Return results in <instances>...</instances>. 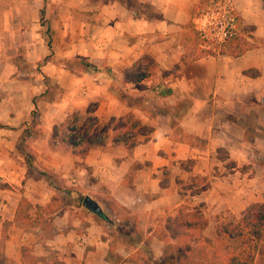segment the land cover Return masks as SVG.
<instances>
[{
	"label": "crops",
	"instance_id": "0c3cea01",
	"mask_svg": "<svg viewBox=\"0 0 264 264\" xmlns=\"http://www.w3.org/2000/svg\"><path fill=\"white\" fill-rule=\"evenodd\" d=\"M206 2L0 0V264H157L185 205L215 228L264 202V0H234L241 56L204 53ZM80 59L98 70H76ZM162 101L166 122L151 106ZM75 113L151 129L74 156L52 141ZM31 124L35 174L18 149ZM99 192L124 216L54 205ZM23 198L29 223L16 220Z\"/></svg>",
	"mask_w": 264,
	"mask_h": 264
},
{
	"label": "trees",
	"instance_id": "16d2710c",
	"mask_svg": "<svg viewBox=\"0 0 264 264\" xmlns=\"http://www.w3.org/2000/svg\"><path fill=\"white\" fill-rule=\"evenodd\" d=\"M49 47H51L50 44ZM250 48L251 46L248 42L236 36L223 45L220 50L216 52L206 50L204 53L213 56H241ZM75 64L80 65L81 68L76 70L82 72H96L98 70L91 62L84 59L76 60ZM149 91L146 90L147 93ZM161 92L164 95L167 94L166 90ZM151 98H153L152 95L151 97L142 95L141 98L136 100L125 101L140 107L146 100V102H151ZM37 116L38 112L36 110L33 111V123ZM112 121L115 122L116 119ZM127 125H129L128 122ZM105 127H108V130L111 129V126L105 125L97 118H90L88 121L82 122L75 113L55 129L52 146L54 149L61 148L74 156H86L93 147L104 146L111 141L114 143L131 141V138L125 135L122 139H119L118 136L112 137L110 132L104 130ZM138 127H141L139 123L131 125L129 130L131 131ZM32 129L33 126L31 124L30 127L23 131L18 149L25 155L29 173L35 174L38 170L34 164V156L28 152L29 149L27 147H24ZM139 134L144 135V133ZM135 143L133 142L131 146L135 145ZM43 175L50 176L45 173ZM84 198L82 197V201ZM24 206L30 207V203L23 198L17 212V221L24 220L27 222V217L23 216ZM108 217L114 221L108 214L102 219H107ZM95 218L98 219L99 217L95 216ZM182 218V216L178 218L180 222L178 227L174 225L168 226L169 237L173 240H178V242L176 244L169 243L167 252L158 260L157 264H258V256L264 250V207L250 208L238 220L219 222L215 239H204L201 236H197V233L207 228V220L202 216L194 215L191 220L185 221L181 220ZM134 232L138 234L137 226Z\"/></svg>",
	"mask_w": 264,
	"mask_h": 264
},
{
	"label": "rangeland",
	"instance_id": "374dc122",
	"mask_svg": "<svg viewBox=\"0 0 264 264\" xmlns=\"http://www.w3.org/2000/svg\"><path fill=\"white\" fill-rule=\"evenodd\" d=\"M155 105L158 106L157 110L155 112L157 115H160V116H158L159 120L166 122L167 117H165V115H167V113L172 109L171 105L169 103H165L162 101V102H154V105H151V106L155 107ZM103 121H104L103 123L105 125L111 126L110 130H108V127H105L104 130L110 132L112 137L118 136L119 139H122L124 135L132 138V136L135 134L148 133L149 130L151 129V126L149 124H146V125H143L141 127H138L136 129L130 131L129 130L130 126L137 124V119L133 115H127L123 119H118V120L116 119L115 122H113L112 120H103ZM129 121H130V123H129ZM127 122L129 125H127ZM117 132H123V133H117ZM133 142H134V140L130 141L129 144H132ZM24 147L28 148L27 144H25ZM188 184L191 186L192 185L196 186L198 188V190L203 189L204 187H207V181L205 179H202V178L192 179L189 181ZM58 185L62 186L61 183H58ZM55 198L56 199H55L54 205H56L58 207V209H62V208L67 209L68 205H71V206H76V207L80 208V210H78V211L73 210L77 215H79V214L83 215V214L87 213V211L85 210V207L83 206L82 196L78 197L75 200H73L71 197H65V195H63V194L60 195L59 197L56 196ZM97 199H98L99 203L101 204V206L103 207V209L105 210L106 214H108L114 220H116V216L119 214L121 216H124L123 212L117 211L116 209L113 208V206H115V205H114L113 201L111 200V198L106 193L99 192V196H97ZM261 206L264 207V202L263 203L258 202L256 204H253V205L249 206L247 208V210L250 208L261 207ZM184 207H183V216H182L183 218L181 220H184V221L185 220H191L194 215H197L196 212L193 213L191 211L190 212L187 211L188 205H185ZM26 208L27 207L24 206V210H26ZM247 210H245L243 213L238 214V215L233 214L231 212H226V214H223V215L219 216L220 218L216 219L217 225L215 228L209 227V225H208V227L205 230L197 233V236H201L204 239H215L218 222H232V221L238 220L247 212ZM175 221L176 222L174 225H175V227H178L179 226L178 223H180V222L178 220H175ZM207 222H208V220H207ZM27 223H29V222H27ZM177 242H178V240H175V244ZM258 264H264V250H262L260 252V255L258 256Z\"/></svg>",
	"mask_w": 264,
	"mask_h": 264
},
{
	"label": "built area",
	"instance_id": "2783aa9c",
	"mask_svg": "<svg viewBox=\"0 0 264 264\" xmlns=\"http://www.w3.org/2000/svg\"><path fill=\"white\" fill-rule=\"evenodd\" d=\"M201 48L216 52L238 34L234 0H207L200 10Z\"/></svg>",
	"mask_w": 264,
	"mask_h": 264
},
{
	"label": "water",
	"instance_id": "95a60500",
	"mask_svg": "<svg viewBox=\"0 0 264 264\" xmlns=\"http://www.w3.org/2000/svg\"><path fill=\"white\" fill-rule=\"evenodd\" d=\"M83 206L98 217H106L105 210L101 204L91 196H86L83 200Z\"/></svg>",
	"mask_w": 264,
	"mask_h": 264
}]
</instances>
